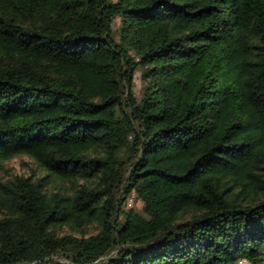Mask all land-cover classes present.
I'll list each match as a JSON object with an SVG mask.
<instances>
[{
    "label": "trees",
    "instance_id": "1",
    "mask_svg": "<svg viewBox=\"0 0 264 264\" xmlns=\"http://www.w3.org/2000/svg\"><path fill=\"white\" fill-rule=\"evenodd\" d=\"M57 256L264 264V0H0V264Z\"/></svg>",
    "mask_w": 264,
    "mask_h": 264
},
{
    "label": "rangeland",
    "instance_id": "2",
    "mask_svg": "<svg viewBox=\"0 0 264 264\" xmlns=\"http://www.w3.org/2000/svg\"><path fill=\"white\" fill-rule=\"evenodd\" d=\"M119 25V21L116 20L113 24V30L117 31ZM134 92L136 95H140L143 89L142 83L140 81V72L136 73L135 79H134ZM38 173V169L30 158L26 156H18L6 164V178H10V176L13 175H19L24 177H31ZM133 196V195H132ZM134 197V196H133ZM128 209L131 207H134L135 210H139L141 208V203L139 201H129L128 203ZM127 209V206H126ZM115 255V252H111L107 257H112ZM54 264H72L69 260H66L63 257L57 256L52 258ZM239 264H248V263H242Z\"/></svg>",
    "mask_w": 264,
    "mask_h": 264
}]
</instances>
